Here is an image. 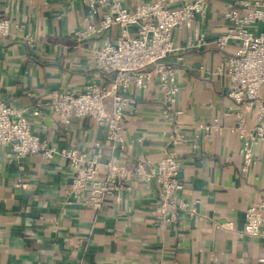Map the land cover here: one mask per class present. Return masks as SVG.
Wrapping results in <instances>:
<instances>
[{"label": "crops", "instance_id": "crops-1", "mask_svg": "<svg viewBox=\"0 0 264 264\" xmlns=\"http://www.w3.org/2000/svg\"><path fill=\"white\" fill-rule=\"evenodd\" d=\"M123 1L134 7L151 0ZM238 1L208 0L192 28L175 29L180 49L169 58L179 87L174 108L166 110L156 77L132 83L122 130L126 146L112 148L105 124L92 117L64 123L51 96L89 83L110 86L115 72L98 66L94 47L107 36L114 40L119 30L77 35L86 21L98 19L83 0H0V17L12 22L10 36L0 37V100L28 116L33 130L58 147L91 149L102 142V174L108 162L134 167L139 159L158 162L175 150L182 163L181 197L197 209L168 220L156 210L158 183L131 175L130 189L108 196L100 207L87 205L69 190L72 168L65 156L17 159L5 145L0 264H264V209L263 232L243 231L246 209L264 199V141L253 146L245 169L244 142L234 129L241 116L254 129L258 105L236 102L226 72L218 70L239 46L236 39L224 49L217 44L229 30L225 12ZM201 33L206 43L196 45ZM260 93L264 100V85ZM106 108L111 110L110 100ZM174 128L182 138L178 143L171 139Z\"/></svg>", "mask_w": 264, "mask_h": 264}, {"label": "built area", "instance_id": "built-area-1", "mask_svg": "<svg viewBox=\"0 0 264 264\" xmlns=\"http://www.w3.org/2000/svg\"><path fill=\"white\" fill-rule=\"evenodd\" d=\"M208 0H151L128 7L123 0H83L97 21H86L77 35L106 33L118 29L117 37H106L102 45L94 47L99 67L115 72L110 86L89 83L83 90L57 89L51 103L60 119L68 124L74 117H92L108 127L107 139L112 148H125L122 136L125 108L133 102L128 95L132 83L142 85L156 77L158 86L167 96L166 110L174 108L179 87L176 83L177 70L170 55L180 47L174 41V31L180 27L192 28L195 20L204 14ZM229 30L217 39L219 48H226L230 39L239 42L237 50L228 54L224 66L229 79V95L236 102L247 106L257 103L254 129L246 127L241 116L240 130L244 142L245 165L251 164L253 146L264 141V100L261 87L264 85V0H239L225 12ZM261 23L259 31L254 25ZM12 22L9 17H0V37L8 38ZM135 27L133 31L132 28ZM206 43L204 34L197 36L196 45ZM187 45H195L188 40ZM111 110L107 111V101ZM37 112V111H36ZM181 113V110H175ZM171 139L181 141L177 129ZM10 146L17 159L41 154L47 159L65 156L72 168L69 190L84 204L100 207L105 199L124 188L128 176L155 180L160 188V203L157 212L168 220L178 217L182 211L197 213L196 206L181 197L184 183L180 179L182 163L175 150H170L158 161L139 159L134 167L124 162H108L106 173H101L103 143L97 141L91 149L77 146L58 147L43 138L32 128V122L23 112H18L4 100H0V150ZM264 199L246 209L244 233L260 235L263 223ZM264 262V256L260 257Z\"/></svg>", "mask_w": 264, "mask_h": 264}]
</instances>
